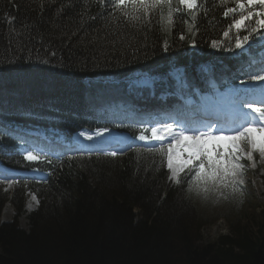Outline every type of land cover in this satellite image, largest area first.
Listing matches in <instances>:
<instances>
[{"label":"trees","instance_id":"16d2710c","mask_svg":"<svg viewBox=\"0 0 264 264\" xmlns=\"http://www.w3.org/2000/svg\"><path fill=\"white\" fill-rule=\"evenodd\" d=\"M196 4L187 9L173 0L180 10L165 27L167 7L131 20L111 0H0V161L32 174L16 176L18 212L28 192L39 201L27 230L16 221L0 225V264H264V207L252 232L201 243L187 171L172 182L160 143L140 140L141 130L114 127L134 140L121 156L56 157L53 148L36 152L20 139L28 135L18 127L71 138V131L95 128L89 121L102 111L153 117V108L165 106L159 96L174 108L178 96L191 100L193 88L215 80L235 98L249 96L257 84L246 88L243 74L264 62L259 18L246 22L251 34L237 33L234 14L224 15L234 0ZM236 35L249 36L242 49ZM7 194L0 192V211Z\"/></svg>","mask_w":264,"mask_h":264},{"label":"snow or ice","instance_id":"6c2138e0","mask_svg":"<svg viewBox=\"0 0 264 264\" xmlns=\"http://www.w3.org/2000/svg\"><path fill=\"white\" fill-rule=\"evenodd\" d=\"M172 2L173 0H111L113 7L131 20H139L142 14L167 7V16L163 17L166 21L165 27L173 23V12L180 10L174 9ZM227 2L228 0H221L222 4ZM234 2L236 6L228 8L224 13L225 16L234 14L230 29L234 27L237 33L245 30L251 34L255 29L249 28L246 22L252 21L253 17H258L259 26L264 28V0ZM178 3L187 9L197 7L196 0H178ZM129 7L131 12L127 11ZM228 34L224 33L226 37ZM248 40V35H236L235 47L242 49ZM213 46L219 45L214 43ZM251 79L264 81V75L256 74ZM259 103L261 106H256L255 102L246 105L251 110V115H248L237 128L225 130L222 127L208 126L206 130H201L181 127L174 123H162L158 127L144 128L139 139L160 142L156 151L166 158L167 167L172 173L171 178L180 183V173L187 170L185 179L189 182V190H202L206 193L210 188L221 185L227 187L230 183L234 185L242 168L239 161L245 154L243 146L251 150L247 153L249 159L252 151L258 150L264 156V101ZM110 155L115 156L117 153L113 152ZM26 158L38 159L32 153Z\"/></svg>","mask_w":264,"mask_h":264},{"label":"rangeland","instance_id":"374dc122","mask_svg":"<svg viewBox=\"0 0 264 264\" xmlns=\"http://www.w3.org/2000/svg\"><path fill=\"white\" fill-rule=\"evenodd\" d=\"M218 87V83L214 82L210 86V89L217 91ZM196 92L198 93V99L200 97L204 98L215 107L222 104V112H232V114L235 115L243 114L244 117L251 115V110L248 109L246 105L248 103L260 101L264 94L263 92H257L255 96L250 98L248 103L244 105L245 107L242 110H235V108L239 107L242 103L233 99L231 92L225 91L226 93L215 94V96L219 97L215 101H213L210 91L199 92L197 90ZM163 116L165 115L161 114L159 117ZM182 119H184V123L185 121L187 122L186 124L193 121V119L189 117V113L184 114ZM203 121L204 120L201 119V122ZM160 124L162 123H157L155 127H158ZM81 133H83V135H81ZM89 136L92 138L88 139L87 137ZM120 136L125 135H121L108 128L81 130L74 134V140L79 141V146L72 152H95L96 148H100L96 144L107 139L121 138ZM39 142L41 143L42 141L39 140ZM104 143L106 142L104 141ZM44 147L45 146H36L39 150H43ZM107 147L108 146H104L102 152H115L122 155L129 149L130 143L122 144V142H120L118 146ZM243 147L245 154L239 161L242 168L237 174V182L234 185L230 183L227 187L222 185L217 186L215 188H210L206 193L202 190L196 191L195 189L188 191V195L196 202L202 216L203 227L201 243L217 242L221 236L234 235L240 228H242V231L252 232L259 218L260 211L264 207V156H262L258 150L252 151L251 159H249L247 153L251 150L247 146ZM44 150H47V148ZM97 154L99 153H94L93 155ZM183 173L184 172L180 173V176ZM11 176L12 175L6 173L0 174V192L3 191L5 194L8 193V201L0 211V225L6 222L16 221L21 228L27 230L29 228V215L32 211L37 209L38 199L34 193L28 192L24 210L22 213H19L13 203L15 200L12 199L17 187V182L16 179ZM171 177L172 173L169 171V179L172 182H176L175 179ZM135 211L139 219L140 209H136Z\"/></svg>","mask_w":264,"mask_h":264},{"label":"bare ground","instance_id":"6f19581e","mask_svg":"<svg viewBox=\"0 0 264 264\" xmlns=\"http://www.w3.org/2000/svg\"><path fill=\"white\" fill-rule=\"evenodd\" d=\"M212 82H213V81H212ZM218 86H219V85H218ZM190 101H193V99H191ZM96 151H97V152H101L102 149H101V148H98V149L96 148Z\"/></svg>","mask_w":264,"mask_h":264}]
</instances>
